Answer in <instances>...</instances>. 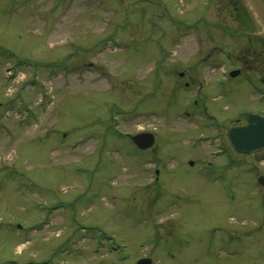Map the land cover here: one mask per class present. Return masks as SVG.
<instances>
[{
  "label": "rangeland",
  "instance_id": "374dc122",
  "mask_svg": "<svg viewBox=\"0 0 264 264\" xmlns=\"http://www.w3.org/2000/svg\"><path fill=\"white\" fill-rule=\"evenodd\" d=\"M162 1L229 28H173L153 0H0V264H264V152L216 154L264 110V62L225 0Z\"/></svg>",
  "mask_w": 264,
  "mask_h": 264
},
{
  "label": "flooded vegetation",
  "instance_id": "af4514ba",
  "mask_svg": "<svg viewBox=\"0 0 264 264\" xmlns=\"http://www.w3.org/2000/svg\"><path fill=\"white\" fill-rule=\"evenodd\" d=\"M156 2H153L155 5V8L160 9L159 13L157 15V17H159L161 20L164 21V23H166L167 25H171L173 28L175 27H179V26H184L187 29H191L194 28L197 25H203L205 27L208 28V30H211V28L213 27H219L221 29H225L228 30L229 26L225 25V24H216V23H212L207 21L203 16L198 15L195 19L192 20H182L179 21L176 18L174 19L173 17H170L169 14V10L168 7L166 5L165 2H163L162 0H153ZM226 1V5L227 7H229V12H230V19L231 22H233L236 25V28L238 29V34L241 35L242 37H245L246 41H247V53L248 55H252L253 57V61L251 59H248L247 61L250 64H254V66H263V62H264V36H260L259 32H260V27L259 25L256 23V21L254 20V18L250 15V12L247 8V6L245 5L244 0H225ZM213 3V0H206L205 1V9L209 8L211 6V4ZM149 19H151V21L155 24V16L152 15V17H148ZM233 25V26H235ZM174 30V29H173ZM231 35V34H230ZM164 57H166V55L164 54ZM168 57V55H167ZM226 57H230V56H226ZM264 70V69H263ZM237 74L235 76H231V72H227V76L225 75V77H236L238 75H241V71L240 70H236ZM248 74H246L247 76ZM178 76L181 78L184 76L183 72H179ZM249 79L251 80V82L253 84H255L253 86L254 90L257 92H259L257 94V99L259 101L264 100V71L263 73L260 75V77L257 76H252L249 75ZM185 87L188 86V84H184ZM256 88V89H255ZM196 106L197 103L193 104L194 110H196ZM204 115H208L206 113V111H203ZM198 114V113H197ZM249 114H254L257 116H261L264 117V110L261 111H246L243 112L242 114H240V116L238 118H240L239 120H236L235 124L232 125L231 127H229L226 130V139H227V144L224 146L222 145L221 147L223 149H221L220 151H217L216 154H221L223 153L224 155L228 153V151L232 150L235 153L238 154H242V155H254V154H258L261 152H264V149L256 152V153H240L237 152L236 150H234L228 140L227 137V132L229 129L233 128V127H244L249 125L248 121H247V116ZM209 116V115H208ZM210 118V116L208 117ZM130 139V138H129ZM228 147V148H227ZM229 149V150H227ZM104 242V241H103ZM111 242V241H109ZM108 242V243H109ZM112 250H114V246L110 247Z\"/></svg>",
  "mask_w": 264,
  "mask_h": 264
},
{
  "label": "water",
  "instance_id": "95a60500",
  "mask_svg": "<svg viewBox=\"0 0 264 264\" xmlns=\"http://www.w3.org/2000/svg\"><path fill=\"white\" fill-rule=\"evenodd\" d=\"M250 15L260 27V36H264V0H244ZM237 71L231 72L235 76ZM249 125L244 127H233L228 130L227 137L231 147L240 153H255L264 149V117L249 114L247 116ZM132 142L141 150L149 149L154 144V136L149 132L138 133L131 137ZM264 187V176L257 179ZM264 206V195L262 197ZM136 264H152L151 259H139Z\"/></svg>",
  "mask_w": 264,
  "mask_h": 264
}]
</instances>
